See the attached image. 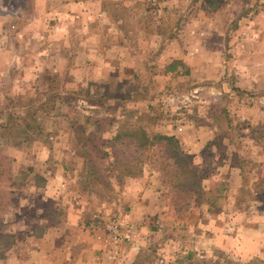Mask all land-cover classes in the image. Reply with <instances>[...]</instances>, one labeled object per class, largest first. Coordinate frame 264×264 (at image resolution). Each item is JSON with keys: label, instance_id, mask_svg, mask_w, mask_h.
Segmentation results:
<instances>
[{"label": "rangeland", "instance_id": "rangeland-1", "mask_svg": "<svg viewBox=\"0 0 264 264\" xmlns=\"http://www.w3.org/2000/svg\"><path fill=\"white\" fill-rule=\"evenodd\" d=\"M39 214L72 264H264V0H0V264Z\"/></svg>", "mask_w": 264, "mask_h": 264}, {"label": "crops", "instance_id": "crops-1", "mask_svg": "<svg viewBox=\"0 0 264 264\" xmlns=\"http://www.w3.org/2000/svg\"><path fill=\"white\" fill-rule=\"evenodd\" d=\"M58 207H60V206H58ZM40 213H41V210H40ZM39 218L41 221L40 223H42V224L45 223V226L41 225L39 228H35V230H33V229H31L30 231L27 230L26 234H24L26 236V238H25L26 242L28 241L32 244L31 248H29L30 250H29L28 256H26V257L24 256L26 260H27V257L29 258L28 261H26L25 263L32 264L31 262L34 259L45 260V257L47 258L46 253H48V254L51 253L52 255L55 256V264H72L74 261L73 257H72L73 254L71 252H67L66 249L64 248L65 245H67V241L70 238L68 236H65L62 232H60L58 227L51 228L49 223H46L45 217H43L41 214H39ZM49 234L52 235V238H48ZM24 235H22V236L24 237ZM20 239H23V238H20ZM18 240H19V238H18ZM46 241H49L48 244L55 242V247L51 248L48 245L44 246ZM71 241H72V239H71ZM33 242H35V244H33ZM39 242L41 244H38ZM59 244H61V245H59ZM62 244H64V245H62ZM74 244L75 243L73 241L72 242L69 241V244L67 245L68 250L70 249V246H73ZM46 247L50 248V250H47ZM53 249H55V250L53 251ZM85 250H86V248H85ZM58 259H60L62 262L60 263V260H58ZM46 263L47 262H45V263L39 262V264H46Z\"/></svg>", "mask_w": 264, "mask_h": 264}, {"label": "trees", "instance_id": "trees-1", "mask_svg": "<svg viewBox=\"0 0 264 264\" xmlns=\"http://www.w3.org/2000/svg\"><path fill=\"white\" fill-rule=\"evenodd\" d=\"M140 136V139L138 141V145H136L137 147H146V146H150V143L148 141V138L146 136L143 135V133H141ZM155 140H160L161 142H164V143H169L171 144L173 147H175L174 145V142H173V138L171 137H167V136H162V135H159V136H155ZM174 144V145H173ZM153 145V144H152ZM171 147V146H169ZM172 149V148H171ZM175 151V150H174ZM174 155H176V152H173Z\"/></svg>", "mask_w": 264, "mask_h": 264}]
</instances>
